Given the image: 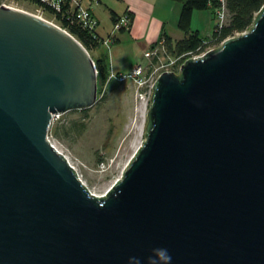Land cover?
Wrapping results in <instances>:
<instances>
[{
	"label": "water",
	"instance_id": "obj_1",
	"mask_svg": "<svg viewBox=\"0 0 264 264\" xmlns=\"http://www.w3.org/2000/svg\"><path fill=\"white\" fill-rule=\"evenodd\" d=\"M97 94L77 38L0 6V264H264V4L157 78L145 140L101 196L47 138Z\"/></svg>",
	"mask_w": 264,
	"mask_h": 264
},
{
	"label": "rangeland",
	"instance_id": "obj_2",
	"mask_svg": "<svg viewBox=\"0 0 264 264\" xmlns=\"http://www.w3.org/2000/svg\"><path fill=\"white\" fill-rule=\"evenodd\" d=\"M101 1L102 4L97 7L96 14L100 20V32L106 33L112 29L109 10L111 6L105 0ZM111 3L119 6L116 0H111ZM20 5L30 12H35V6L26 3ZM115 11L120 13V9ZM196 14H203V11ZM196 27L200 36L206 37L208 33L206 22L197 15L191 24V28L197 29ZM131 49L132 46L121 48L123 63L133 52L141 64L147 63L143 48L134 49L133 52ZM114 51V47L108 50L100 45L91 53L94 58L103 55L110 66ZM103 95L105 99L87 114L79 111L61 114L50 127L51 130L59 123L70 129L69 135L63 138L55 137L54 131L51 130L50 140L76 167L84 186L97 196L104 195L114 182L121 178L135 151L145 140L149 108L148 105L145 109L144 100L136 99L131 82L119 83L113 79L101 90L100 96ZM102 161L110 163L107 171L99 170Z\"/></svg>",
	"mask_w": 264,
	"mask_h": 264
},
{
	"label": "trees",
	"instance_id": "obj_3",
	"mask_svg": "<svg viewBox=\"0 0 264 264\" xmlns=\"http://www.w3.org/2000/svg\"><path fill=\"white\" fill-rule=\"evenodd\" d=\"M29 1L28 5L32 3L35 7H39L43 10V16L54 21L62 28L67 30L71 35L77 38L83 46L88 50L91 57L95 61L97 70V83H98V94L97 102L99 104L105 99V96H100L101 90L106 85L107 78L110 74V66L106 62V58L101 55L99 57H93L91 51L97 49L100 43L94 38L92 34L87 32L80 24L67 19L63 12H57L47 4L41 3L39 0H21ZM181 4V11L178 19V29L184 34L183 38L174 40L166 32H162L158 42L162 41L167 53L172 57H183L187 59L193 55L204 52L209 47H218L222 41L232 37L238 33L247 31L253 23V19L256 13L264 4V0H223L227 19L226 23L221 27L215 22L214 28L209 36L201 37L199 32L193 31L191 28L192 16L195 11L210 10L214 20L216 19L217 12L221 9V0H172ZM31 3V4H30ZM65 10V9H64ZM63 10V11H64ZM130 18V24L128 28H122L120 32H125L130 28L133 16L131 12H128ZM120 17V16H119ZM118 18L112 12V19L115 21ZM116 36V35H115ZM158 42L152 45L155 46ZM94 105V106H95ZM93 106V107H94ZM91 108L73 110L70 112L79 111L83 114H87ZM52 131L54 136L57 138H63L68 136L70 129L66 128L62 124H57ZM50 130V135H51Z\"/></svg>",
	"mask_w": 264,
	"mask_h": 264
},
{
	"label": "built area",
	"instance_id": "obj_4",
	"mask_svg": "<svg viewBox=\"0 0 264 264\" xmlns=\"http://www.w3.org/2000/svg\"><path fill=\"white\" fill-rule=\"evenodd\" d=\"M39 1L41 3L47 4L48 6L52 7L57 12H63V15H65L67 19L80 24L85 30H87V32L92 34L94 38L97 39L100 45L104 46L108 50H110L111 48V44L113 42V39L115 38V35L118 32H120L122 28H128L130 24V18L128 16V13L126 12L114 21L112 30L108 34V36L105 38H101L99 34L97 33L99 21L97 20L96 16L94 15L92 11V6L94 4H97L98 0H39ZM28 2L29 1H24L23 3L28 4ZM221 2H222L221 9L217 12L216 19H215L216 24L220 27L226 23V19H227L224 2L223 0H221ZM23 3L21 2V0H0V6L6 7V8H15V9L28 11L24 9L22 5H20ZM31 6H35V4L32 3ZM32 13L45 18L43 16L44 15L43 10L39 7L38 8L36 7L35 12H32ZM49 21L55 23L52 20H49ZM239 34L240 33L234 36H237ZM222 42L220 43V45L222 44ZM213 48H216V47H209L204 52L197 54V55H193L189 58H196L198 56H201L205 52ZM144 57L147 61L146 64H141V63L136 64L127 73L115 74L110 71L106 84H108L113 79L118 81L119 83L131 82L135 90L136 99L139 98L140 100H144V107L145 109H147L150 103L152 87L154 83L156 82L157 78L163 72H176V73L179 72L181 65L188 58L183 59L182 56L181 57L170 56L167 53L166 48L162 41L158 42L153 47L151 45L148 48H146L144 50ZM60 115L61 114L53 115L51 125L53 121L56 118H58ZM50 137L51 135H50V130H49L47 138L49 142L52 145H54L51 142ZM54 147L56 148L55 145ZM65 157L68 163L70 164V166L73 167V169L76 171L79 178L81 179L76 167L70 162L67 156ZM109 166H110L109 162L102 161L100 163L99 170H101L102 172L107 171Z\"/></svg>",
	"mask_w": 264,
	"mask_h": 264
},
{
	"label": "crops",
	"instance_id": "obj_5",
	"mask_svg": "<svg viewBox=\"0 0 264 264\" xmlns=\"http://www.w3.org/2000/svg\"><path fill=\"white\" fill-rule=\"evenodd\" d=\"M119 6L111 5V0H105L110 4L111 21L113 26L112 12L116 16H121L124 13L131 12L133 19L130 28L125 32H118L113 39L111 48H115L114 57L110 63V71L115 74L127 73L133 66L139 64L140 61L134 55V49L143 48V51L154 43L158 42L162 32H166L172 39L178 40L183 38L184 34L178 29V19L181 11V4L172 0H116ZM102 1L98 0V5L92 6V11L97 17V7L101 6ZM116 4V5H118ZM114 6V7H112ZM115 9H120V13L116 12ZM203 14L195 11L192 16L193 22L194 17H202L206 22V28L209 36L212 32L215 22L210 10H202ZM197 28V27H196ZM112 30V29H111ZM193 31L199 32V29H193ZM108 32H100V25L98 26L97 33L101 38L108 36ZM103 33V34H102ZM200 33V32H199ZM126 37V39H125ZM125 39V40H124ZM124 40V41H123ZM125 46H132L131 51L133 52L131 57L123 63L121 48ZM98 55L96 57H99ZM128 65V67H125Z\"/></svg>",
	"mask_w": 264,
	"mask_h": 264
},
{
	"label": "clouds",
	"instance_id": "obj_6",
	"mask_svg": "<svg viewBox=\"0 0 264 264\" xmlns=\"http://www.w3.org/2000/svg\"><path fill=\"white\" fill-rule=\"evenodd\" d=\"M166 252V250H164ZM169 260H170V256H169Z\"/></svg>",
	"mask_w": 264,
	"mask_h": 264
},
{
	"label": "bare ground",
	"instance_id": "obj_7",
	"mask_svg": "<svg viewBox=\"0 0 264 264\" xmlns=\"http://www.w3.org/2000/svg\"><path fill=\"white\" fill-rule=\"evenodd\" d=\"M57 149V148H56ZM58 150V149H57ZM59 151V150H58ZM60 152V151H59ZM61 153V152H60Z\"/></svg>",
	"mask_w": 264,
	"mask_h": 264
}]
</instances>
